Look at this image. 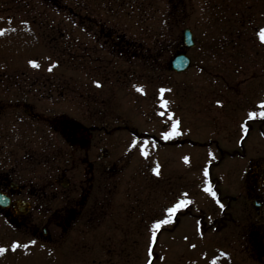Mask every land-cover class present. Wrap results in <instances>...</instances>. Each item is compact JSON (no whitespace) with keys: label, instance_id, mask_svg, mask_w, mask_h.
<instances>
[{"label":"rangeland","instance_id":"374dc122","mask_svg":"<svg viewBox=\"0 0 264 264\" xmlns=\"http://www.w3.org/2000/svg\"><path fill=\"white\" fill-rule=\"evenodd\" d=\"M241 7L243 38L242 18L234 15ZM258 13L264 14V0H0V97L21 103L0 112V151L21 162L19 182L27 189L45 187L49 155L56 152L55 177L65 172L74 184L87 169L82 159L94 161L105 149L118 159L121 172L112 178L122 198L128 186L144 181L131 183L144 159L151 177L140 186L151 194L144 226L126 221L118 229L90 227L47 246L30 242L29 227L11 226L0 216V264H149L150 245L153 264H227L196 238L191 217L182 216L179 225L173 219L190 207L184 190L207 185L209 149L189 140L237 143L247 109L264 98V17ZM187 28L196 44L185 48ZM181 49L193 64L174 72L168 62ZM9 76L18 79L5 83ZM26 106L41 119L26 116ZM66 124L102 132L82 149ZM165 132L172 134L164 138ZM14 162L10 158L4 168ZM170 189L182 190L180 200ZM181 201L169 216L167 209ZM161 220L169 222L154 227ZM165 226L172 231L155 238Z\"/></svg>","mask_w":264,"mask_h":264},{"label":"flooded vegetation","instance_id":"af4514ba","mask_svg":"<svg viewBox=\"0 0 264 264\" xmlns=\"http://www.w3.org/2000/svg\"><path fill=\"white\" fill-rule=\"evenodd\" d=\"M245 13L246 9L238 10L237 14L234 13L242 18L238 21L241 38L246 28ZM260 14L258 13L257 17L262 20L264 14L262 16ZM232 26L237 25L232 23ZM167 61L164 62L167 64ZM168 64L171 65V60ZM8 78L10 80L5 81L8 84L18 79L16 77L13 79L12 76ZM0 98V112L15 110L17 106H21L20 102H15L13 105L6 96ZM256 99H258V107L255 105L247 109L249 114L242 118L243 123L242 121L239 123L243 128L240 127L242 130L237 143L234 140L235 144L221 147V144L214 139L206 145L202 143L197 145L195 141L189 140L197 148L209 149L206 153L208 186L194 187L187 192L184 190L185 196H191L188 202L190 207L186 206L185 210H180L179 214L175 215L177 225L182 216L191 217L195 221L196 238L213 247L227 264H264V115H262L264 98L260 96ZM24 111L31 120L41 119L40 114L34 113L28 106ZM77 126L66 124L67 128H72V135ZM103 128L104 131H108L106 127ZM87 129L92 135L90 141L97 131L102 132L101 128ZM119 130L121 129L116 128V131ZM148 137L153 140L156 138L153 135ZM73 142L78 143L82 149H85L89 143L75 139L74 135ZM157 143L163 145L164 142L161 143L158 140ZM105 151L102 155L98 154L94 161H91L89 157L82 159V164L86 165L87 169L74 184L65 172L55 177L58 173L55 172L53 164L58 155L56 152H51L50 169L45 187L27 189L26 185H22L17 178L21 162L19 163L16 158L13 159L12 155L8 156L2 149L0 151V194L7 196L10 202L6 208L0 207V216L11 226L29 227L34 236L33 243L47 246L58 242L68 232H85L90 227L98 229L103 225H110L118 229L126 221L133 224L137 222L138 226L141 223V226H144L149 221L151 194L150 189H142L140 186L151 178L147 171L149 167L145 164L147 159L141 162V167L137 168V171L135 170L131 183L135 180L139 182L141 177L144 181L137 188L128 186L124 199L119 196V192H114L119 184L114 182L112 175L121 172L118 159L111 158ZM14 152L17 155L16 151ZM63 156L65 159L70 157L66 151ZM10 158L15 162L6 169L4 165ZM223 165L225 170H217ZM67 168L66 162L64 169ZM228 182H231L232 186ZM159 190L161 192L158 195H164L165 190ZM168 192L176 201L180 200L181 189H170ZM59 201H62V205L55 207ZM25 206L27 210L19 212ZM31 214L35 216L28 219ZM158 217L161 219L160 215ZM77 219L79 223H76ZM77 225L79 230L74 228ZM44 230L47 235H44ZM165 231L170 232L172 229L167 226L161 227L157 238Z\"/></svg>","mask_w":264,"mask_h":264},{"label":"water","instance_id":"95a60500","mask_svg":"<svg viewBox=\"0 0 264 264\" xmlns=\"http://www.w3.org/2000/svg\"><path fill=\"white\" fill-rule=\"evenodd\" d=\"M183 42L188 47H193L195 45V41L193 38V33L191 29L187 28L183 31ZM191 65V58L185 53L181 52L174 56L171 63V68L176 72H184ZM74 135L76 139L82 140L84 142H88L91 138L90 134L86 133V129L82 127H77L74 130ZM66 183V180H65ZM9 199L7 196L0 194V207L6 208L9 205ZM27 210V206L23 207L19 212H25ZM44 235H47L46 230H44Z\"/></svg>","mask_w":264,"mask_h":264},{"label":"snow or ice","instance_id":"6c2138e0","mask_svg":"<svg viewBox=\"0 0 264 264\" xmlns=\"http://www.w3.org/2000/svg\"><path fill=\"white\" fill-rule=\"evenodd\" d=\"M259 35H260L261 40L264 41V29L261 30V32H260ZM32 63H33V66H34V67L38 66V65H36L34 62H32ZM97 86H99V85H97ZM165 106H166V102H165L164 104L161 105V107H165ZM162 115H163V113H162ZM262 115H264V113H262ZM169 119H171V117H169ZM175 127H176V125L174 124V125H173V129H174V130H175ZM171 134H172V133L165 132V133H163V137H164V138H168V136L171 135ZM141 151H142V154H146V153H144V150H143V149H142ZM154 171H155V169H154ZM205 175H207V173H205ZM206 190H207V189H206ZM183 204H184V202L181 201V202L177 203L176 205H174L173 207L168 208V209H167V213L169 214V216H171V215H172L177 209H179ZM168 222H169L168 220H161V221H158V222L154 225V227L158 228L161 224H165V223H168ZM14 247H16V245H14ZM24 247H27V245H25ZM3 251H4V249H0V253H2Z\"/></svg>","mask_w":264,"mask_h":264}]
</instances>
